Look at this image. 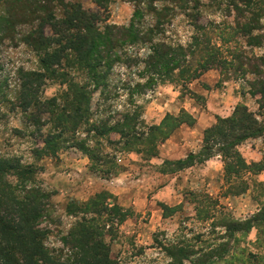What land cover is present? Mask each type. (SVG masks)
I'll list each match as a JSON object with an SVG mask.
<instances>
[{"label": "trees", "instance_id": "1", "mask_svg": "<svg viewBox=\"0 0 264 264\" xmlns=\"http://www.w3.org/2000/svg\"><path fill=\"white\" fill-rule=\"evenodd\" d=\"M92 1L98 6V11L86 8L81 2L66 0H4L5 11L0 15V21L9 30L19 25H28L30 29L22 35V40L39 55V69L22 75L21 107L26 113L33 106L39 116L42 112L50 114L49 122L52 121V126L45 139L46 151L53 147L60 148L62 144L59 142L75 140L78 128L88 123L101 138L108 137L111 130H118L121 139L110 143L120 148L134 145L137 152L156 156L159 145L178 128H173L168 134L161 133V129H167L161 127V124L168 114L159 124L148 127L150 133L141 132V126L147 127L138 105H135L133 111L127 112L122 122L111 124L106 120H93L97 110L93 104L94 95L98 90L102 95L108 91L109 78L116 64L123 63L129 68L139 66L140 63L143 66L139 76L146 80H138L131 90L132 94L135 91L143 94L144 89L148 91L159 83L172 82L176 72L181 78L186 76L190 82L198 78L204 68L217 67L224 70L231 66V73L222 72L225 75L223 82L243 78L248 84V87H244V94L260 97L259 112L251 110L244 102L238 103L230 116L218 115L217 122L205 129L203 146L198 153H191L185 159L166 160L159 170L162 173H173L216 155H222L223 158L227 156L233 159V164L229 166L235 165L228 180L237 185L234 189L245 191L241 185L245 181L240 179L256 163L249 164L238 147L248 139L264 134V120L260 119L264 109V54L251 58L246 51L226 44L228 39L224 37H220L211 48L208 45L203 47L204 43H210L212 39L206 35L207 26L197 22L194 27L197 32H202V37L193 38V42L187 46L159 39L158 34L162 33L159 24L169 15L166 11L172 9L167 1L181 3L183 7L195 1L198 9L201 6L198 0H161L166 5L161 10L162 14H159L158 24L152 28H142L135 21L129 26L102 24L100 9L112 0ZM150 1L154 3L158 0ZM230 4L239 12L237 27L247 37L248 44L262 46L263 33L255 32L264 30V10L260 8H263L264 0H230ZM253 6L260 9H253ZM48 28L51 34L47 33ZM221 41L229 50L231 59L225 56L218 45ZM136 46L145 47L147 53H141ZM134 47L137 48L134 51L136 53H130V48ZM205 52L208 55L202 56V59L196 58L197 54ZM76 73L83 75L84 82H76ZM48 79L58 80L67 86L62 97L55 95L42 99L40 89ZM182 113L193 118V122H188L193 125L196 121L193 115L185 110ZM27 117L30 120L36 118L40 124L35 113ZM76 142L74 146L91 160L100 163L102 176L108 177L119 171L117 154L112 155L113 160H110L108 153H103L101 145L93 147L86 139ZM262 169L255 170V173ZM28 173L22 171L20 159L0 157V264H123L106 241L113 234L114 221L102 223L96 220V216L115 215L112 210L118 206L121 217L116 221L121 225L132 211L124 209L119 203L110 205L109 202L98 209L97 205L103 196L106 195L105 198L109 200L107 196L111 193L108 191L99 192L92 199L93 202L89 200L81 203L72 199L67 213L76 218V223L67 234H61L63 247L51 246L48 242L55 229L49 226L60 224L61 220L56 217V209L51 202L52 193L41 186L23 182ZM12 175L21 178L22 184L13 185L9 180ZM198 202L206 205V201ZM213 225L215 229L212 234L216 236L205 241V245L199 246L203 237L201 234L195 235L193 243L183 240L166 245L165 251L170 257L167 264H228L225 260L232 251L230 258L234 257L238 249L235 244L239 243L240 238H245L252 229L261 231L264 228V205L250 217L237 218L230 214L229 218L214 221ZM217 227L223 228V231L216 233ZM249 254L251 258L256 257L255 253Z\"/></svg>", "mask_w": 264, "mask_h": 264}, {"label": "rangeland", "instance_id": "2", "mask_svg": "<svg viewBox=\"0 0 264 264\" xmlns=\"http://www.w3.org/2000/svg\"><path fill=\"white\" fill-rule=\"evenodd\" d=\"M81 2L83 5L91 10L98 11V6L92 0H66ZM201 4L199 8H196L195 1L190 3L188 7L181 6V3H172L167 1L168 5L172 8L170 11H166L169 15L164 19V22L159 24V29H162V33L158 34L159 39L166 41L170 44H183L187 46L193 42V38L202 37V32H197L194 27L195 22L207 26L205 32L210 36L212 42L204 43L203 47L211 48L212 44L221 39H228L229 46L238 47L239 50L246 51L247 55L251 58L254 55L264 54V30L262 46L255 47L250 46L247 41V37L241 34V31L237 27L239 12L234 9L230 4V0H198ZM165 2L158 0L151 2L150 0H112L105 8L100 9V15L103 20L102 24H116L121 26H129L132 21H135L142 28H152L156 26L160 20L161 10L165 6ZM253 9H263L262 7L253 6ZM5 2L0 0V15L4 14ZM197 12L199 14H197ZM164 13V12H163ZM165 17V16H164ZM264 19V14L262 15ZM197 19V20H195ZM0 157L3 158H17L20 159L22 171H29L27 177L23 179L24 183L31 185L41 186L48 192L52 193L51 202L56 209V217L61 220L60 224H52V229H55L54 233L49 238V245L55 247H63L60 242L61 234L65 235L76 223V218L72 214L67 213L68 204L72 199L76 197H86L88 195L86 185H91L88 175L93 174L83 172L79 168L80 158L86 159L88 157L82 150L74 146L77 144V140L86 139L89 145L98 147V144L102 146L103 153H108L109 158L112 159V155H118L122 153V157L128 155L125 158V164L121 165L119 170H126L124 165H129V178H126L125 183L122 184V190L124 189L128 193L126 199L128 203L135 201L137 195L135 194L138 189H145L149 191V197H152L158 189L164 184L172 183V186L166 191V194L170 195V199H173L168 205L162 204L157 201L154 203L153 208L148 207L145 211L137 214L139 218L135 217L137 222L130 221L125 230L120 228L117 224V218L121 217V211L118 206L113 207L112 213L115 215L102 214L96 216V220L104 223L107 220H113L114 231L112 236H108L106 241L111 245L112 251L115 256L123 264H167L170 261V257L165 251V246L174 242L183 240H189L191 243L195 242V235L201 234L203 237L199 246L205 245V241L215 237L212 234L215 226L214 221L221 220L223 218H229L230 214L237 218H247L253 215L259 208L264 205V134L258 137L250 138L238 147V151L246 159L249 164L256 163L255 166L250 167L245 172L244 177L240 180L245 181L243 185V192H239L234 189L237 185L230 183L228 176L231 175L232 169H235L233 159H229L227 156L223 158L222 155L219 160L222 164V171L217 178L207 176L206 169L195 168L191 170L193 178L195 177L197 182H187L189 179L188 174L185 176H178V174L163 175L159 170L162 162L152 156L144 154V152H138L140 155H135L137 149L134 145L120 148L113 141L121 139L118 130H111L108 137L101 138L92 131V127L88 123H84L76 131L75 140L70 142H59L62 145L60 148L53 147L46 151L45 139L52 126V121L49 122L50 114L40 113L35 107L29 108V111L24 112L22 106V75L24 72L39 69L40 61L39 55L30 46H28L23 40L22 35L25 34L30 27L28 25H19L15 29H6L5 24L0 21ZM158 28V27H157ZM47 33L51 34V29H47ZM206 37V36H205ZM218 45L224 51L225 56L231 59L229 50H226V45L221 41ZM227 45V46H228ZM137 47V46H136ZM130 48V53H136L137 48H140L141 53H147L145 47ZM209 48V49H210ZM217 49V48H216ZM208 55L207 52L203 54H197L196 58H203ZM203 56V57H202ZM197 62V61H196ZM195 62V63H196ZM143 66H132L131 68L125 66L123 63H117L109 80L110 85L108 91L104 95L100 90L94 95L93 104L96 112L94 113L93 120H106L111 124L116 122H122L124 116L129 111H133L135 105L140 107L141 112L145 107L148 109L150 115H153L155 119H158L165 111L168 112V116L165 117L161 124V127H167V129H161V133L168 134L173 128L182 127L184 121L191 127L193 118L186 113H182L176 116L175 105L178 104L177 100H174L170 96L168 90H162L161 94L157 93L161 86L172 85L175 91H179L184 97V103L188 105L189 109L196 114L193 117L197 121L203 118L201 121V127H210L218 120V115L215 118L209 120L208 108L206 107V94L207 90L216 91L229 89V93L233 96L236 94L240 97V100L235 103L231 98H223L222 105L229 112L230 116L234 111V108L240 102L246 103L253 111L259 112L260 109V97L251 96L250 94H244V87H248V84L243 78L238 80L231 79L227 82H223L225 79L222 74L224 71H230L231 66L226 68H204V72L198 76V78L192 79L188 82V78L178 76V72L174 75L173 81H166L159 83L151 90H143L145 93L138 94L136 91L132 94L131 90L135 88V84L138 80L145 82L146 78L140 77V71ZM202 72V71H201ZM76 82H84L83 75L76 73ZM187 79V80H186ZM127 83H129L127 85ZM248 89V88H246ZM67 86L60 84L58 80L48 79L46 85L41 87L40 95L42 99L54 97L66 92ZM204 93V94H202ZM226 93V94H229ZM190 97V98H189ZM217 97V95L215 96ZM23 98V97H22ZM171 99V100H167ZM179 99V98H178ZM216 103H218L216 101ZM220 103V102H219ZM181 105V104H180ZM206 107V108H205ZM233 107V108H232ZM195 108L196 110H194ZM184 110V109H183ZM170 112V113H169ZM31 113H35L40 121V124L33 119H28ZM172 113V114H171ZM225 117V116H223ZM260 119L264 120V109L261 112ZM91 120V122L93 121ZM192 120V121H191ZM209 120V122H208ZM195 121V122H196ZM190 122V123H188ZM194 122V123H195ZM45 124L44 126H42ZM151 124L146 123L145 127L141 126V132L146 131L150 133ZM185 127H189L184 125ZM70 133V132H69ZM68 135V134H66ZM65 136V135H64ZM69 136H71L69 134ZM204 137V135H203ZM110 141H112L110 143ZM140 146V145H139ZM131 148V149H130ZM116 150V151H115ZM129 151L132 155H129ZM154 152V151H153ZM89 158V157H88ZM90 159V158H89ZM152 159V160H151ZM82 163V162H81ZM112 163H114L112 161ZM161 163V164H160ZM90 165L91 172H99L102 175V169L100 163L90 159L87 166ZM111 165V164H110ZM133 166V168H131ZM215 167V166H214ZM258 173L255 170L262 168ZM10 182L15 184H22L21 178L16 175L9 177ZM89 183V184H88ZM120 185V184H119ZM118 185V188H119ZM98 189V188H97ZM93 196L89 199L96 198L99 193L94 188ZM121 191V190H120ZM230 191V192H229ZM109 192V191H108ZM111 195L106 199L105 196L101 198V201L97 205L98 209L103 208L106 203H119L118 197L115 193L109 192ZM196 203V208L199 210V214L193 216L192 219L184 218L179 220L178 225L172 226L168 230L165 226H159L153 230L148 224L150 220L156 221L160 219V214H154V211L164 207V213L171 215L178 210L175 206L182 198L186 197ZM98 196V195H97ZM117 197V198H116ZM78 199V198H77ZM84 201V203L89 202ZM75 201V200H74ZM92 200L91 202H93ZM198 201H206V205L199 203ZM90 202V203H91ZM76 203V202H75ZM122 204V201H120ZM149 205V202H147ZM161 206V207H158ZM163 212V211H162ZM94 216V214H90ZM131 215H134L132 213ZM211 215H215L216 218ZM216 219V220H215ZM137 225V226H135ZM60 231V233H59ZM154 231V232H153ZM223 231V228L217 227L216 233ZM211 232V233H210ZM256 239V242H254ZM235 246L238 248L233 258V251L230 256L227 257L228 264H264V228L261 231L253 229L245 238H240L239 243ZM244 251V254H241ZM239 252V253H238ZM255 253L256 257L251 258L249 253Z\"/></svg>", "mask_w": 264, "mask_h": 264}, {"label": "crops", "instance_id": "3", "mask_svg": "<svg viewBox=\"0 0 264 264\" xmlns=\"http://www.w3.org/2000/svg\"><path fill=\"white\" fill-rule=\"evenodd\" d=\"M162 90H168L170 93L171 98L173 99V96H175V94H179L176 95L177 97H174V100H177V103L175 105V109L177 110L175 113L178 115L180 112H182V110L184 109L186 112H188L191 115H196L194 113V111H192L191 109H189L188 105L186 106L184 103V97L181 95V93L179 91H175L174 87L172 85H164L161 86L159 88V91L156 92L157 93H162ZM207 94H206V107L208 108V114L210 115L209 120L211 118H215L216 115H220V116H226L229 115L231 111H228L225 109L224 105H222L221 102H223V100H220L219 96H224L223 98L227 99V98H231L235 103H237L240 100V97L237 96L236 94L233 96L232 94H230L228 91L229 89L225 90H217L216 91H211V90H207ZM229 93V94H226ZM204 94V93H202ZM217 95V97H215ZM179 98V99H178ZM190 98V97H189ZM168 101L171 99H167ZM216 101L218 103H216ZM220 102V103H219ZM181 104V105H180ZM205 107V108H206ZM233 108V107H232ZM194 110H196L195 108H193ZM170 113V112H169ZM168 114L167 111H165L163 114H161L159 116L158 119H155V117L153 115H150L148 112V109L145 107V109L143 110L142 113V118L143 120L148 123V124H159L163 118ZM172 114V113H171ZM203 120V118L201 117V119H198L193 125H191V127L184 123V125H187L189 127H185L184 125H182V127H178L176 128V130L164 141L159 145V152L156 156H153L152 159L156 158L158 159L159 162H165L166 160H178V159H185L189 154L191 153H198L202 146H203V135H204V131L207 127H201V121ZM208 120V122H209ZM118 154V159H117V163L118 164H125V158L128 156H124L122 157V153L123 152H119L117 151ZM131 152V151H130ZM129 152V155H132L131 153H135V155H140L138 152ZM221 157L220 155H216L213 156L211 158H209L208 160L202 162V163H196L193 164L191 166H187L185 168H182L178 171H175L171 174L176 175L178 174V176H185L188 173V177H186V179L188 178L189 180L187 182H197L195 177L193 178L191 174V170L199 167L202 168L204 167L206 169L207 172V176L210 178H217V176L220 174V172L222 171V164L220 162H222V160H219L218 158ZM151 159V160H152ZM79 161V168H81L80 170H82L83 172H88L89 173H93L90 174L88 176L90 179V183H92L91 185H86V188L90 189L89 191H87L88 195H86V197H76L74 199H76L78 202L84 203V201H88L94 193V188L96 187V190L98 192H102V191H109V192H117V194L115 193L116 196L118 197V202L120 205H122L124 207V209H127L129 211H132V213H134V215H129L128 218L120 225V228H122V230H125L127 228V224L130 221H134V223H136L137 221L133 218L137 217L139 218V216L137 214H139V212L141 211H145L146 208H150L154 203H156L158 200V202L160 203V205L164 204V205H168V203L170 204V202H172L173 199H170V195L166 194V191L172 186V183L169 184H164L163 186H161L158 191L152 195V197L148 198L149 196V191L145 190V189H138L136 191V195L137 198L135 201H130L128 203V200L126 199V195H128V193L125 190L124 193V189L122 190V184L125 183L126 178H129V165H124L126 167V170H119L117 173L115 174H111L108 177H104L101 174L97 173V172H91L90 171V165L87 166L88 162L90 164V159L88 157H86V159L80 158ZM82 162V163H81ZM161 164V163H160ZM121 165H119L120 168ZM215 166V167H214ZM131 168H133V166H131ZM88 170V171H87ZM162 173V172H161ZM163 175H168L170 173H162ZM89 184V183H88ZM120 184V185H119ZM119 185V188H118ZM98 188V189H97ZM121 190V191H120ZM78 198V199H77ZM117 198V197H116ZM80 200H84V201H80ZM157 200V201H156ZM120 201H122V204L120 203ZM175 201V200H173ZM149 202V205L148 203ZM175 206H180L178 208V210H175L174 214L171 215H165L164 214V207L162 206H158L161 207V209H157L156 211H154V214H160V219L158 220L157 223V219L156 221L154 220H150V224H148L150 227L153 228V230H155L158 225L159 226H165L168 230H170L172 228V226H174L175 224L178 225L179 224V220L180 219H184V218H190L192 219L193 216H195L197 214V209H196V203L192 202L189 198H188V194H186L185 198H182V200H180L178 203L175 204ZM163 211V212H162ZM137 226V225H135ZM253 230V229H252ZM251 230V231H252ZM154 232V231H153ZM256 242V239L255 241Z\"/></svg>", "mask_w": 264, "mask_h": 264}]
</instances>
